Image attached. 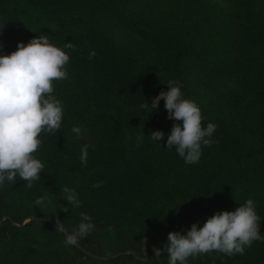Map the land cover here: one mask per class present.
Instances as JSON below:
<instances>
[{
	"label": "trees",
	"instance_id": "obj_1",
	"mask_svg": "<svg viewBox=\"0 0 264 264\" xmlns=\"http://www.w3.org/2000/svg\"><path fill=\"white\" fill-rule=\"evenodd\" d=\"M39 35L75 45L65 49L68 78L54 81L64 115L57 133L39 137L41 179L0 186V264H168L167 252L153 249L170 232L187 234L248 199L264 236V0H0V55ZM169 80L199 105L204 127L217 125L195 164L167 149L176 121L164 100L151 112L140 107ZM152 131L164 139L153 141ZM64 187L80 207L63 210ZM45 193L50 203L40 209L34 202ZM82 212L95 227L82 248L67 246L56 220L71 232ZM188 264H264V242Z\"/></svg>",
	"mask_w": 264,
	"mask_h": 264
},
{
	"label": "clouds",
	"instance_id": "obj_2",
	"mask_svg": "<svg viewBox=\"0 0 264 264\" xmlns=\"http://www.w3.org/2000/svg\"><path fill=\"white\" fill-rule=\"evenodd\" d=\"M65 49H75L71 42L63 48L50 43L46 35H39L27 44L20 42L17 49L8 55H0V186L5 181L15 184L17 176L31 188L33 182L41 179L44 164L35 156L42 140L41 133H57L62 124L64 109L62 102L53 95L54 81L68 78L67 65L70 55ZM95 52L89 54V58ZM168 91H161L151 106L142 103L141 108L149 112L159 108L164 100L168 119L176 121L167 137V149L175 148L186 164L199 162L202 146L214 143L210 137L217 125L209 122L203 126L204 116L195 100L186 99L181 91L180 81L169 80ZM72 131L80 137L82 129L74 126ZM153 141L163 140L162 131H152ZM143 132L137 135V142L143 141ZM87 145L81 150L80 161L87 165ZM95 187L100 184L94 185ZM64 207H80L75 189L64 187ZM40 209L50 203L48 193L35 200ZM81 222L69 232L63 222L56 220V231L65 234L64 243L76 246L95 227L92 218L81 213ZM261 217L257 214L253 199H248L234 211L217 212L206 220L203 227L193 223L187 234L170 232L163 249L154 247L159 257L167 252L168 264H188L189 258L213 251L229 257L243 255L245 248L254 241L264 242L260 232ZM145 264V260L142 261Z\"/></svg>",
	"mask_w": 264,
	"mask_h": 264
},
{
	"label": "water",
	"instance_id": "obj_3",
	"mask_svg": "<svg viewBox=\"0 0 264 264\" xmlns=\"http://www.w3.org/2000/svg\"><path fill=\"white\" fill-rule=\"evenodd\" d=\"M32 219H34V217H31V218H29L28 220H26V222L27 221H30V220H32ZM43 220H46V219H43ZM150 244V241H149V239L148 238H145V245H144V253H145V255L147 256V245H149ZM77 246H79V245H77ZM80 248H82L81 246H79ZM97 258H100V259H107L106 257H99V256H96ZM147 259V257L145 258V260Z\"/></svg>",
	"mask_w": 264,
	"mask_h": 264
}]
</instances>
